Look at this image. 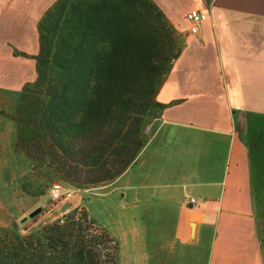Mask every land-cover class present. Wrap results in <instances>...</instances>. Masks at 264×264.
Masks as SVG:
<instances>
[{
    "label": "crops",
    "instance_id": "crops-1",
    "mask_svg": "<svg viewBox=\"0 0 264 264\" xmlns=\"http://www.w3.org/2000/svg\"><path fill=\"white\" fill-rule=\"evenodd\" d=\"M55 1L0 0V108L12 107L23 83L35 78L36 26ZM152 1L183 46L156 95L167 105L139 157L116 180L125 177L122 209L146 213L158 198L162 204L150 211L170 227L139 232L133 215L124 214L119 261L264 264V214L249 143L251 123L264 119V0ZM192 8L207 14L195 34L185 18ZM11 133L12 124L0 116V166L14 171L0 178L8 196L1 199L0 188L2 225L29 216L44 199L12 193L23 169L10 149Z\"/></svg>",
    "mask_w": 264,
    "mask_h": 264
},
{
    "label": "trees",
    "instance_id": "trees-1",
    "mask_svg": "<svg viewBox=\"0 0 264 264\" xmlns=\"http://www.w3.org/2000/svg\"><path fill=\"white\" fill-rule=\"evenodd\" d=\"M36 27L35 78L0 108L23 169L15 187L42 197L57 179L79 190L108 184L150 138L183 41L152 0H56ZM29 218L0 224V264H118L119 242L85 207L21 229Z\"/></svg>",
    "mask_w": 264,
    "mask_h": 264
},
{
    "label": "rangeland",
    "instance_id": "rangeland-1",
    "mask_svg": "<svg viewBox=\"0 0 264 264\" xmlns=\"http://www.w3.org/2000/svg\"><path fill=\"white\" fill-rule=\"evenodd\" d=\"M18 96L19 93L14 97L15 103ZM147 127L148 128H146V131L150 133L152 129L151 123ZM249 136L252 165L255 173L254 180L257 193L256 198L259 202L258 210L260 213L264 214V201L262 202V200L264 199V119L258 120V122L256 123H251ZM2 155L3 157H1V159L4 162V160L8 159L7 154L3 153ZM7 172L11 176V173L14 171L12 169L7 171V169L0 166V178L4 179ZM124 180L125 177H122L118 180L114 179L112 182L103 186L93 187L86 190H79L78 188H75V192H73L70 198L61 200H52L47 191V193L43 196L44 199L41 203L42 206L40 205L41 210L31 216L25 224H20V228L25 230L37 221L40 222L44 219L55 217V215L57 214L56 211L63 210L65 207L77 201L80 204L79 206H83L87 209L89 216L95 221V223L103 226L109 234L114 236V238L117 237L120 226L125 225V223L121 224L120 222L124 214L133 215L135 219V225L138 228L139 232H142L145 229L146 232L151 235L154 231H157V229H162L163 231L168 232L170 226H164L163 223L158 224L157 222L159 221L161 214L152 212L156 210V207H158L159 204H162L158 198L148 203L150 206H146L148 210L146 213L133 211L129 212L128 210L122 209L123 200L120 198V195L121 193H123ZM0 188H2V190L0 189L2 193L1 199L4 200L8 196L6 191H4L5 189L3 188V186ZM14 188L16 187L14 186ZM14 188L12 190V193H15ZM20 195L21 194H16V197ZM55 206V209L49 210L50 208H54ZM150 209H152V211H150ZM141 216L143 217L142 219L140 218ZM19 219L20 217L17 219V221ZM118 264L122 263H120L119 261Z\"/></svg>",
    "mask_w": 264,
    "mask_h": 264
},
{
    "label": "built area",
    "instance_id": "built-area-1",
    "mask_svg": "<svg viewBox=\"0 0 264 264\" xmlns=\"http://www.w3.org/2000/svg\"><path fill=\"white\" fill-rule=\"evenodd\" d=\"M185 18L190 22V28H188L189 32L195 34L199 31L201 25L207 20V14L203 11L192 8L186 12ZM73 192H75L74 187L69 186L67 183L59 179L52 183L48 191L52 200L70 198ZM189 201L194 203L196 199L194 197H190Z\"/></svg>",
    "mask_w": 264,
    "mask_h": 264
},
{
    "label": "water",
    "instance_id": "water-1",
    "mask_svg": "<svg viewBox=\"0 0 264 264\" xmlns=\"http://www.w3.org/2000/svg\"><path fill=\"white\" fill-rule=\"evenodd\" d=\"M15 194H21V191H20L19 189H16ZM39 210H41L40 207L36 208L35 210H33V211H31V212L29 213V216H30V217L33 216V215H34L35 213H37Z\"/></svg>",
    "mask_w": 264,
    "mask_h": 264
}]
</instances>
